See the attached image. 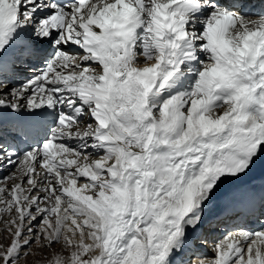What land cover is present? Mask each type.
Segmentation results:
<instances>
[{
	"label": "snow or ice",
	"instance_id": "1",
	"mask_svg": "<svg viewBox=\"0 0 264 264\" xmlns=\"http://www.w3.org/2000/svg\"><path fill=\"white\" fill-rule=\"evenodd\" d=\"M0 264H264V0H0Z\"/></svg>",
	"mask_w": 264,
	"mask_h": 264
},
{
	"label": "bare ground",
	"instance_id": "2",
	"mask_svg": "<svg viewBox=\"0 0 264 264\" xmlns=\"http://www.w3.org/2000/svg\"><path fill=\"white\" fill-rule=\"evenodd\" d=\"M255 181H256V186H257L258 183H259V177H258V176L255 177ZM256 186H255V187H256ZM218 207H219V204H214L212 211H213V212H216V209H217ZM204 251H206L205 253H206L208 256H212V255H213V252L211 251V247H210V246H205Z\"/></svg>",
	"mask_w": 264,
	"mask_h": 264
},
{
	"label": "rangeland",
	"instance_id": "3",
	"mask_svg": "<svg viewBox=\"0 0 264 264\" xmlns=\"http://www.w3.org/2000/svg\"><path fill=\"white\" fill-rule=\"evenodd\" d=\"M206 252V251H205Z\"/></svg>",
	"mask_w": 264,
	"mask_h": 264
}]
</instances>
